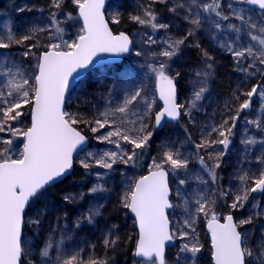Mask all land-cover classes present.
<instances>
[{
  "label": "snow or ice",
  "instance_id": "1",
  "mask_svg": "<svg viewBox=\"0 0 264 264\" xmlns=\"http://www.w3.org/2000/svg\"><path fill=\"white\" fill-rule=\"evenodd\" d=\"M78 9L77 16L62 12L63 0H50L49 17L46 23L32 27L18 38L11 30L0 33V134L10 133L12 137H23L22 150L14 156V139L0 137V264H22L24 254L22 228L29 210L35 208L49 187L64 178L74 163V153L85 151L87 137L81 134L75 125L87 123L92 133L109 129L96 139L115 146V151L102 153L88 152L81 166L95 175L96 182L87 193L81 192L80 199L92 196L96 202L88 211L73 223V229H81L84 224L95 225L101 215L104 204L99 203L102 194L110 192L108 181L114 180L113 173L120 171L114 166L122 164L135 166L139 157L151 147L153 138L162 131L165 123L179 122L182 115L195 124L196 112L203 107V101L209 98L208 81L214 74V57L199 43L204 62L200 70L195 71L191 80L192 92L186 104L177 102V82L181 76L175 67L183 46L189 37L203 32L222 52L233 61V70L240 74V83L232 93V102L225 105L227 115L220 123L201 128L204 133L199 141H191L196 148V157L216 184V169L221 167L233 143L235 129L240 121L264 133V0H148L139 3L137 12L129 13V19L142 28H150L153 33L163 31V39L144 32L143 45L146 49L133 52L135 42L124 32L113 34L106 22L104 12L106 0H71ZM155 5H163L173 18L169 21L161 18ZM112 23H119L123 4L112 5ZM17 12L31 11L26 7H17ZM37 11L43 13L44 9ZM63 17V19L61 18ZM183 21L188 25L184 35L174 37L170 34L173 22ZM82 26L75 39H64V25L79 23ZM40 33H46L48 44L39 55L33 51ZM13 45L24 46L22 55L27 59L36 58L37 72L29 73L23 68L9 50ZM100 53L115 55L129 54L143 57V66L147 68L148 79L154 82V94L145 86L143 80L135 81L132 71L125 70L120 80L107 89L105 110L97 111L94 121H83L76 114L64 110L66 92L71 79L88 69L94 63V57ZM258 77L250 87L247 82ZM34 81V82H33ZM155 95L163 101L159 111L154 110ZM254 103L258 108L253 109ZM27 107L31 115L30 126L17 127L26 115ZM255 112V118L248 117ZM154 116V121L152 117ZM94 124L95 126H92ZM187 131V129H185ZM248 127H245V132ZM213 133L216 134L213 139ZM241 157L238 163L247 164V153L252 146H259L260 154L255 156L258 165H264V136H242L240 139ZM124 145H129L125 148ZM222 148L207 152L214 160L208 166L201 150ZM191 157L175 147L171 140L161 144L160 158H153L149 173L128 185L121 197V205L135 215L139 228L133 255L139 258L134 264H167L166 243L180 239L183 241L177 249L174 264H198V254L202 245L196 237L197 222L201 216L207 220L208 231L212 239V258L214 264H264V230L256 244L250 243L249 230L257 219H264V168H257L251 175L239 169L236 177L241 181L233 194L230 189L218 192L208 188L199 174L189 170ZM104 169L92 173L93 167ZM167 166V167H166ZM125 175L124 173H121ZM175 177V194L178 203L171 202L169 175ZM192 181L197 182L199 190H193ZM207 189V191H206ZM211 193V194H209ZM232 195L229 207L236 211L248 210L243 218L234 219L232 214L224 217V223L218 222L215 211L217 198ZM216 197V198H214ZM260 197V199H257ZM75 196H64L65 202L75 200ZM177 209L182 212L178 228L171 227L166 210ZM47 205L36 211L30 223L35 226L37 236L42 230ZM67 214L65 213V216ZM60 217L56 226L49 230L44 246L40 249L37 264H109L106 257H81V250L66 254L62 247L65 239H71L66 227H60ZM118 225L113 224L103 238L105 249L115 248L119 243ZM61 234L57 240L56 234ZM50 249L57 254L50 256Z\"/></svg>",
  "mask_w": 264,
  "mask_h": 264
},
{
  "label": "rangeland",
  "instance_id": "2",
  "mask_svg": "<svg viewBox=\"0 0 264 264\" xmlns=\"http://www.w3.org/2000/svg\"><path fill=\"white\" fill-rule=\"evenodd\" d=\"M32 0H0V33H6L8 30H11L17 38L20 36L19 33H17L14 29H12V23H11V13L16 10L17 7H26L29 9H32L30 12H37V9L35 8V5L31 2ZM66 1V0H65ZM71 1V0H70ZM49 2L50 0H40L41 9H44L43 13L46 11V15L41 16L42 22H46L47 18L49 17ZM64 2V0H63ZM118 0H111L110 4L106 8V18L109 21L111 20V13L113 11L112 5L116 4ZM120 3L123 4L122 16H129V13H135L137 12V5L141 2L147 3L148 0H119ZM47 4L46 6L42 7L43 4ZM72 4V3H71ZM73 5V4H72ZM75 6V5H73ZM155 10L159 14L161 18H166L169 21H172L171 14H169L166 10V8L163 5H155ZM64 14L70 13L65 12L62 10ZM73 15V14H72ZM75 17V15H73ZM63 19V17H61ZM130 20V19H129ZM130 22H132L130 20ZM133 23V22H132ZM65 32H64V39L71 40L75 39L76 35L79 31V28L81 27L80 22L73 24L69 23L64 25ZM188 25L184 23L183 21L176 20L173 22V26L170 29V32L168 34L179 37L184 35L185 30L187 29ZM144 32H148L149 34L154 35V37L163 39L166 35L163 31L159 33H153L150 28H142L140 25L137 24V27L130 32V39H132L135 42V47L133 48V52H135L138 49H146L147 46L143 45V39L146 37L144 36ZM42 39L46 44H48V36L46 33H41ZM2 38V37H0ZM199 43L201 47H203L205 50H207L213 57L215 61V69L214 74L210 77L208 81V85H212L214 83H217L218 79L216 74L223 73L226 69L233 70V61L232 58L225 52L220 51L213 43L212 41L203 34V32H198L196 37H189L188 41H186V44L183 46L182 54L180 55L179 59L175 61V67L180 71L181 76L178 81V89H179V103L186 104L188 101L191 92H192V83L191 80L194 77V73L197 70H200L203 67L204 58L200 51V49L195 47V44ZM18 50H23V52L26 50L23 48V46H17L13 45V47L9 50H3L11 52L15 59L18 62H23V68L29 73H35L36 72V61L34 56H30L27 59L22 55L20 58L21 53ZM20 53V54H18ZM18 55V56H17ZM144 58L143 57H135L134 55H129L124 61H122L120 64H118V70L115 71V68L112 66H101L97 67L95 69H92L81 81H79L74 89L72 90L71 94L68 96L65 111L69 113H74L77 115L79 119H82L83 121H94L95 118H97V111H104L105 110V99L102 98V96L107 95V89L113 85L114 82L120 80L121 74L125 71H132L134 74L135 81L138 83L139 81L143 80L145 83V86L147 88H150L154 94V82H150L148 79V72L147 68L143 66ZM236 74H238L236 72ZM240 76V74H238ZM258 77L252 78L250 81L247 82L248 86L252 83H256ZM34 82V81H33ZM261 83H264V80H261ZM237 86V85H236ZM234 89V87L232 86ZM232 89V90H233ZM264 90V89H262ZM156 104L154 106V110L158 111L161 106L157 102V98L155 95ZM258 103H254L253 109L255 110L258 108ZM205 105L203 104V107L199 112H196V120L200 118L201 113L204 112ZM23 111L26 113V115L22 118V123L17 124V127L26 128L30 126V111L27 107L23 109ZM185 117L186 120L182 121L183 129L177 128L176 124H168L166 125L162 131H159L158 135H156L152 142L151 147L147 149L145 152V155L143 156V167L141 168V171L139 172L137 168L133 166H125L122 164H117L114 167L119 169L120 171H117L113 173L114 180H109L108 187L112 189L110 192L103 193L102 197L99 199V203L104 204V207H107L111 211L112 220L109 224V228L112 227L113 224L118 225V232L117 235L120 234V218L123 217V212L121 210H117L115 205H118V207H122L123 210L125 208L121 205V197L124 194L125 191L128 189V185L133 183L140 175L141 173H144L146 171H149L150 165L153 162V158L159 159L160 158V152H161V144L164 141L171 140L175 147L180 148L186 156H190L191 159L189 161V170L191 172L199 174L202 176L206 181H208V188L213 190V186L211 183V178L209 177L208 173L204 171L203 167L199 164V161L195 155L196 148L194 144L188 140L189 132L192 131V138L193 141L196 143H199L202 135L204 133L201 132V125H198V123L192 124L189 122L188 117L183 116L181 119ZM249 119L255 118V112H253L252 115L248 117ZM154 121V116L152 117ZM223 117H218L210 122H206L203 127L207 126L208 130H211V126L214 124L220 123L222 121ZM186 123L189 124V126H186ZM209 123V124H207ZM75 126H81V130L86 132L88 135V138L91 140V145L88 146L85 151L81 152L76 158V163L81 166L80 161L85 159L88 152L93 153H102L104 151H115V146L113 144H109L107 142L101 143L96 139L97 136H100L104 134L109 129H101L97 133H92L91 128L89 124L87 123H78ZM92 126H95L92 124ZM194 127L195 128L194 131ZM245 127H248V131L245 132ZM187 129V131H185ZM235 136L233 137V143L230 145V149L227 153V155L223 158V163L221 164V181H222V189H230L231 193H235L238 189V186L240 185L241 181L237 179L236 177L239 175V169H243L244 171H247L250 175L255 172L257 168H264V165H258L255 160V156L260 154L259 146H252V151L247 153L249 163L247 164H240L238 163V159L241 157V149L242 146L240 144V139L242 136L245 135H251L254 137H257L258 139L262 136H264V133H258L254 128L246 126L244 124V121H240L238 124L237 129H235ZM216 136L215 133H213L212 138L214 139ZM0 137H3L5 139H14L16 147L13 150V155L16 156L19 154V151L22 150L23 146V137H12L10 133H2L0 134ZM125 148H129V145H124ZM222 146L215 145L213 146V149H208L207 151L201 150L200 154L204 156L205 161L207 162L208 166H212L214 164V160L209 159L207 152L213 151L214 149H220ZM167 167V166H166ZM81 168L85 170L82 166ZM104 169L93 167L91 169L92 173L95 172H101ZM217 170V169H216ZM88 172V171H87ZM103 172V171H102ZM89 173V172H88ZM87 173V174H88ZM121 173H124L125 175H122ZM95 175H88L85 177L84 175H79L75 178V186L70 188V185H65L62 187V190L56 191L54 187L51 190H47V192L44 193L43 198L35 204V208L32 210H29L27 212V215L25 217L26 222L30 224L29 231L26 230V226H24L23 233H22V239H23V248L24 244L28 245V250H25L24 248V254L22 256V264H37V261L40 259V249L44 246L45 240L49 235V230L56 226L57 224V217L59 216L61 219L59 221L60 227H66L65 223L68 225V235L72 237L74 229L72 228L73 222L70 221V217L72 216H65L64 206L63 204L68 205H74V201L71 202H65L64 196H75L76 199L79 196L81 192L87 193L88 189L93 185V183L96 182ZM117 184H113V183ZM70 184V183H69ZM115 186H118L117 189H115ZM175 177L171 175V202L176 204L178 203V198L175 194ZM80 187H85L81 191ZM191 187L193 190H199V186L197 182L192 181ZM207 191V189H206ZM52 193V194H51ZM211 194V193H209ZM58 197L60 200L59 202L54 201L51 197ZM56 195V196H55ZM228 205L232 202V195H229L228 197ZM257 199H260V197H257ZM96 200L93 199L88 208L92 206L93 203H95ZM45 205H47L48 210L43 218V225L42 230L40 231L39 236H37L35 226L30 223L31 219L34 218L35 213L38 209L43 208ZM231 209V208H230ZM76 208L74 210H70L68 213L75 212ZM233 210V209H231ZM236 211V210H234ZM182 212L181 209H177L176 213H173V210H170L169 213V219L171 221V227L178 228L182 224V220L178 221V216ZM237 215L236 218H243L246 217L249 212L248 210H241L236 211ZM79 216L75 215V220ZM206 219L201 216L197 222V231H196V237L199 240L200 245H202V249L200 254H198V264H212L211 261V249L210 244L208 241V236L205 231V223ZM249 230L252 240L250 241L251 244L255 245L257 240L261 237V231L264 230V219H257L252 225H245L243 230ZM56 238V237H55ZM78 238V237H76ZM75 238V239H76ZM59 240V238H56ZM71 239H65L63 242L62 247L66 250V254H71L73 251L83 250L84 252H89V249L91 247L90 241H83L80 242L79 245L76 243H70ZM103 240V238H102ZM177 242L180 241L178 245H176L173 248H169L166 252V259L167 264H174L175 256L177 249L180 247L181 241L180 239L176 240ZM74 242V241H73ZM66 244H70L73 249H67ZM52 252V253H51ZM56 252L50 249V256L54 260L56 256ZM103 257H106L109 260V264H121L123 261V254L120 250L119 244L115 248H109L105 249L103 252Z\"/></svg>",
  "mask_w": 264,
  "mask_h": 264
},
{
  "label": "trees",
  "instance_id": "3",
  "mask_svg": "<svg viewBox=\"0 0 264 264\" xmlns=\"http://www.w3.org/2000/svg\"><path fill=\"white\" fill-rule=\"evenodd\" d=\"M31 2L33 3V5H35V8L37 10L41 9L40 0H32ZM109 4H110V2H109ZM0 5H1V3H0ZM46 5L47 4L45 3L42 5V7H44ZM62 10H64L65 12H70L71 14L77 16L76 15L77 9L75 6H73L71 4L70 0H66V1L64 0ZM105 13H106V11H105ZM44 15H46V11L41 14V12H39V11H38V13L37 12L33 13L30 11L17 12V10H15L10 15L11 23H12L11 24L12 29H14L17 33H19L20 36H22L25 34L26 31H28L32 27L39 26L37 22H39L40 24L46 23L47 21L42 22L41 16L44 17ZM108 22H109L111 30L114 33L126 32V33L130 34V32L137 27V24L130 22L128 15L122 16L120 19V22L118 24L112 23V21H109V20H108ZM38 35H39L38 41L36 39H33V40L27 42L29 44H32V43H38L39 44V47L37 49H33V51L36 52L37 55H39L40 51L46 50V48L44 47L45 43L42 39V34L40 33ZM23 48L26 49L24 46H23ZM18 51L20 53L23 52V50H18ZM20 53H18V54H20ZM21 57H22V53L20 55V58ZM35 61H36V58H35ZM113 68H115V71L118 70L117 66H113ZM216 76L219 79H218L217 83L209 85V92H210L209 98L207 100L203 101V104L205 105V109H204V112L201 113L200 118L197 119V122H196V123H198V125H201L200 127H203L206 122H210V124H211L214 119H216L218 117L224 118L227 115V109H226L225 105L227 103L232 102V100H231L232 93H233L234 89L237 88L236 85H238L240 83V76L238 74H236V72H233L232 70H229V69H226L223 73L220 72V73L216 74ZM232 86L234 87V89L232 88ZM184 120H186L185 117H183L182 119L179 120V122L176 123L177 128L183 129L182 121H184ZM207 124H209V123H207ZM186 126H189V124L186 123ZM76 127L79 131H81L85 135H88L86 132L81 130V126H76ZM195 128L197 129V127H194V131H195ZM189 136L191 137V141H193L192 131L189 132ZM145 153L139 157L135 166H133V167L137 168L139 172L141 171V168L144 165L143 156L145 155ZM221 171H222L221 167L216 170L217 181H216L215 185L212 184L213 190L216 192H218L219 190H222ZM87 173L88 172L86 170H83L81 168V166H79L77 163H75V168H74L72 175L69 178L63 180L62 182L54 185L53 187L56 191L62 190V187H64L67 184H68V186L70 185V188H72L73 187L72 185H74V186L76 185L74 183L75 178L77 176H79L80 174L87 177L89 175V173L88 174ZM142 174L143 173H141V175ZM95 180L96 179H94V181ZM108 183H110V182H108ZM113 184H117V183L115 182ZM52 188H49L47 190H49V191L51 190V192H52V190H54ZM80 188L82 191L83 188H85V187H80ZM117 188H118V186H115V189H117ZM50 197L54 201L60 203V201H59L60 199L57 196L53 197L50 195ZM214 198H216V197H214ZM93 199L94 198L92 196H85L84 199H80L78 196L77 199L73 200L74 205L70 206L68 204H63V206H64L63 209H64L65 213L67 214V216L72 215L70 217V221H72L74 223L75 215L81 216L82 214L86 213L89 209L88 206L90 205V203L92 202ZM115 207L117 210H121L123 212V217L120 218V225H119L120 234L118 235L120 238L118 244H119L120 250L122 251V254H123V258H122L123 261L121 262V264H134L135 259H134L133 253L135 250V244H136V240H137V234H136L135 226H134L133 221L130 219V217L128 215V209L125 208V210H123L122 207H118V205H115ZM75 208H76V210L74 213L73 212L68 213L70 210H74ZM215 211H216V214H217L219 219L223 218L227 214H232L235 218L237 215L236 211L230 209V207L228 205V198L227 197L217 198V202L215 205ZM100 212H101V215L96 218L95 225L84 224L81 229H74L71 240L69 241L70 243H73V244L76 243L77 245H79L80 242L82 243L83 241L84 242L90 241L89 243L92 244L91 245L92 248L89 249V252L81 251V257L85 260L89 256L102 257L103 258L102 255H103V252L105 251V247L103 245L102 238H104L105 234L107 233V231L109 229V224H110L113 217L111 215V211L107 207H103L102 209H100ZM25 225H27L26 230L29 231L30 224L28 222H26ZM65 225L67 228L68 225L66 223H65ZM239 230H241V229H239ZM57 237L60 240L61 234L57 233L56 238ZM76 237H78V238H76ZM62 245H63V243H62ZM65 246L69 250L73 249L70 244H66ZM24 248H25V250H28V245L24 244ZM53 253H54V251H53Z\"/></svg>",
  "mask_w": 264,
  "mask_h": 264
},
{
  "label": "water",
  "instance_id": "4",
  "mask_svg": "<svg viewBox=\"0 0 264 264\" xmlns=\"http://www.w3.org/2000/svg\"><path fill=\"white\" fill-rule=\"evenodd\" d=\"M109 1H110V0H106L105 8H106V6H107V4H108ZM105 8L102 10V11L104 12V15H105ZM77 13H78V10H77ZM105 19H106V18H105ZM80 22H81V24H82V20H81ZM106 22L108 23L107 20H106ZM108 26H109V24H108ZM109 28H110V26H109ZM110 30H111V28H110ZM111 31H112V30H111ZM124 33H125L126 35L129 36L128 33H126V32H124ZM113 34H115V33H113ZM116 34H119V33H116ZM128 55H129V54L115 55V54H111V53H100V54H98L97 57H94V63L91 64V65L89 66L88 69H85V70H79L81 74H80L78 77H76L75 79H71L70 88H69V90L66 92V98H68V96H69V94L71 93L72 89H73L74 86L80 81V79H82V78L85 76V74H87L91 69L96 68V67H100V66H104V65L119 64V63H121V62H122V61H123ZM37 71H38V70H37ZM178 81H179V79H178ZM177 83H178V82H177ZM177 93H178V96H177V102H178V99H179V91H178V87H177ZM156 97H157V101H158L159 105H160L161 108H162V107H163V101H160V100H159L158 95H156ZM66 100H67V99H66ZM65 104H66V102H65ZM63 107H64V109H65V105H64ZM30 123H31V115H30ZM174 123H176V122H175V121H169V122H166L165 125H167V124H174ZM81 134H82V133H81ZM82 135H84V134H82ZM88 144H89V140H88V138H87L86 145L84 146L85 149L88 147ZM80 153H81V152H78V154H77V153H74V154H73V155H74V158H75L76 156H78ZM73 170H74V163H73V167H72V169L69 170V173H68L64 178H62L61 180H59L56 184L62 182L64 179L70 177L71 174H72V172H73ZM148 173H149V172H148ZM148 173H146V174H144V175H147ZM144 175H143V176H144ZM139 178H140V177H139ZM139 178H138V179H139ZM168 179H169V177H168ZM56 184H55V185H56ZM49 188H50V187H49ZM170 197H171V194H170ZM170 210H171V209L166 210V211H167V214L169 213ZM128 214H129L130 218H131V219L134 221V223H135V229H136V232H137V240H138V239H139V228H138V225L136 224V221H135V215H134L133 213H131L130 210H128ZM218 222H219V223H224V219L221 220V221L218 220ZM170 226H171V225H170ZM205 229H206V232H207V234H208V238H209V242H210L212 264H214V261H213V258H212V251H213V249H212L211 233L208 231V226H207V224H206V226H205ZM22 233H23V228H22ZM175 245H176V242H175V241L167 242V243H166V249H165V252H166L169 248H173ZM134 258H135L136 261L139 259V258H137V257H135V256H134ZM21 259H22V258H21Z\"/></svg>",
  "mask_w": 264,
  "mask_h": 264
}]
</instances>
